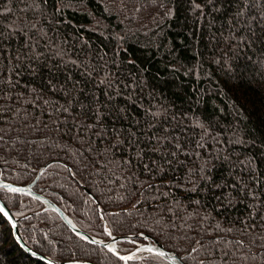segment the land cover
I'll use <instances>...</instances> for the list:
<instances>
[{
    "label": "trees",
    "instance_id": "16d2710c",
    "mask_svg": "<svg viewBox=\"0 0 264 264\" xmlns=\"http://www.w3.org/2000/svg\"><path fill=\"white\" fill-rule=\"evenodd\" d=\"M46 167L35 193L92 237L264 264V0H0V181ZM0 198L36 253L125 264L41 202ZM0 264H46L2 214Z\"/></svg>",
    "mask_w": 264,
    "mask_h": 264
},
{
    "label": "water",
    "instance_id": "95a60500",
    "mask_svg": "<svg viewBox=\"0 0 264 264\" xmlns=\"http://www.w3.org/2000/svg\"><path fill=\"white\" fill-rule=\"evenodd\" d=\"M47 168L48 167L44 168L40 172L38 178L36 179V181L32 185H29V186H26V187H18V186L7 184V183H4V182L0 181V189H4L6 191H8L7 188H9V187H14V188L21 189V191L18 192V193H13V192H10V191H8V192L16 194V195H19V196L28 197V198H31L33 200L41 202L42 204H44L46 206V210L47 211H51V212L56 213L63 220V222L69 227V229L73 232V234L76 237H78L79 239H81L82 241H84L87 244H90V245L96 246V247H101V248L105 249L106 251H108L112 255H113V253L108 250L109 247H114L117 250V252H118V245L119 244H121V243H131L132 241L138 240V241H142V242L145 243L144 245H139L138 248L153 247L154 249H157V250H160V251H164L166 253V256L165 257H160V258L165 260L168 264H185L183 258L179 257L174 252H170V251L166 250L163 245H161L157 241H152L150 239V237H148L147 235H138V236H132V237H112L111 236V240L106 242V241L97 239L95 237H92V236L82 232L75 225V223L66 214H64V212H62L56 205H54L50 200H48V199H46V198H44V197H42L40 195H37L35 193L34 189L38 185V183L40 182L42 176L45 174ZM0 206H4L5 209L10 213V215L12 217L11 222L9 221L8 218H6L4 216L3 217L8 221V223L11 225V227L13 228V224L16 225V227L13 228V231H14L15 239L17 240L18 244L21 246V248L24 251H26L29 255L33 256L35 259H38V260H40V261H42V262H44L46 264H90V263H86V262H82V261H80V262H69V263H57V262H55V261H53V260H51V259H49L47 257H44V256L36 253L35 251H33L26 244V242L24 241V239L22 237V234H21V231H20V225H19L20 224V220H18V219H16L14 217L12 212L4 204V202L1 200V198H0ZM81 237H84V238L82 239ZM93 241H96V243H93ZM137 249L132 254H130V255L135 254L136 258H134V259H138L140 257H146V256H155V255L147 253V252H138ZM119 255H120V253H119ZM113 256L118 258V256H116V255H113ZM126 256H128V255H126ZM130 261H132V260H130ZM130 261H128L127 263H129Z\"/></svg>",
    "mask_w": 264,
    "mask_h": 264
},
{
    "label": "snow or ice",
    "instance_id": "6c2138e0",
    "mask_svg": "<svg viewBox=\"0 0 264 264\" xmlns=\"http://www.w3.org/2000/svg\"><path fill=\"white\" fill-rule=\"evenodd\" d=\"M197 7H199V5H197ZM7 190L10 191V192H13V193H18V192L21 191V189L14 188V187H9V188H7ZM0 214H2L4 217L8 218L9 221L11 222L12 217H11L10 213L5 209L4 206H0ZM15 227H16V225L13 224V228H15ZM108 235L111 236V232H108ZM81 238L83 239L84 237H81ZM93 243H96V241H93ZM108 250L110 252H112L113 255L118 256V259L121 260V261H124L125 264H127L128 261L133 260L134 258H136L135 254L128 255V256L119 255V253L117 252V250L114 247H109ZM137 251L138 252H147V253L153 254V255H155L157 257H165L166 256V253L164 251H160V250L154 249L153 247L138 248ZM193 251H195V249H193Z\"/></svg>",
    "mask_w": 264,
    "mask_h": 264
}]
</instances>
